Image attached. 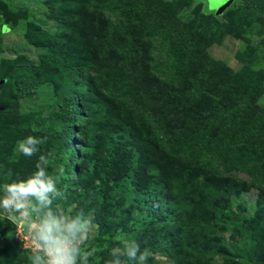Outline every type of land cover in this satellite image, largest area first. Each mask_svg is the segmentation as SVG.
I'll return each instance as SVG.
<instances>
[{
  "label": "trees",
  "instance_id": "obj_1",
  "mask_svg": "<svg viewBox=\"0 0 264 264\" xmlns=\"http://www.w3.org/2000/svg\"><path fill=\"white\" fill-rule=\"evenodd\" d=\"M146 1L133 0L120 8L127 18L122 39L93 16L87 0L47 1L51 6L72 8L62 16L59 40L47 54L52 66L41 73L56 81L55 106L44 119L45 125L55 127V133L41 146H57L62 154L63 175L57 186L60 190L69 187L74 196L71 202L81 201L75 207L77 214L88 218L94 212L101 231L123 232L114 240L115 247H122L123 239L135 240L141 251H168L175 264H213L219 255L230 257L223 252V243L216 242L217 229L233 235L240 230L252 241L253 254L248 258L264 264V130L261 121L250 118L254 99L246 97L237 106L222 89L199 96L203 93L200 84L190 96L186 90L195 72L190 64L196 55V29L157 30L156 22L145 18L153 15ZM176 1L185 7L199 5L191 22L195 28L202 17L221 19L233 9L240 19L248 14L264 16V2L256 0H235L221 15L206 13L196 0ZM136 19L146 20L142 32L135 29ZM3 27L0 23V32ZM156 33L167 37L177 87L151 76L150 52L140 36ZM206 58V67L215 68L216 62ZM22 64L17 63L14 74L5 76L7 82L14 75L24 80L14 82L20 96L33 91L28 83L35 76ZM243 75L247 87L261 82L258 70L249 69ZM81 108L87 109L83 123L78 122ZM11 109L7 106L0 112ZM214 127L221 128L216 135L209 132ZM77 134L84 137L79 142ZM76 141L83 147L80 153H76ZM78 154L84 155L81 163ZM214 154L226 170L248 172L256 179L259 194L253 215H238L232 202V197L252 189L250 183L200 167L203 156ZM77 172L79 186L72 188L71 175ZM98 177L105 182L101 196L95 187ZM136 209L140 214H135ZM15 228V222L0 218V242L18 249L16 258L28 263L32 252L12 237ZM97 254L96 264L112 258L107 251ZM19 260L17 264H26ZM0 264H9L1 253ZM148 264H156L151 255Z\"/></svg>",
  "mask_w": 264,
  "mask_h": 264
},
{
  "label": "rangeland",
  "instance_id": "obj_2",
  "mask_svg": "<svg viewBox=\"0 0 264 264\" xmlns=\"http://www.w3.org/2000/svg\"><path fill=\"white\" fill-rule=\"evenodd\" d=\"M47 1L0 0V23L5 25L3 32H0V110L7 106L13 107L12 111L0 112V184L31 175L36 170V163L41 154L49 158L47 172L50 175L57 181L63 175L60 161L62 154L57 146L43 148L40 145L39 152L31 157L19 154L15 150L16 142L28 135L43 138L55 133V127L45 125L44 119L55 106L56 81H53L50 75L41 73L46 67L52 66L47 60V54L52 48L51 44L59 40L57 31L62 16L69 14L72 8L51 6ZM87 1L93 16L104 26L106 25L111 34L116 31V35H120L122 39L126 32L127 18L121 13L120 8L131 4L133 0ZM196 1L204 5L203 9L206 13L216 14L215 6L221 0ZM146 2L150 3L149 9L152 10L153 15H145V18L153 19L152 21L156 22L157 30L162 29V32H168L174 26L186 27L189 31L193 28L196 29L194 32L197 39V43H195L196 55L190 64L195 72L188 81L187 93L190 96L193 95L198 84L203 90V93L198 94L199 96L209 94L213 90L219 92L222 89L223 95L231 102H237L234 104L237 106L244 104L246 97H252L256 105L251 111L250 118L261 121L262 130H264V18H262L264 16L248 14L247 17L240 19L233 9L221 19H216L212 15L202 17L195 28L191 22L199 10V5L193 4L191 7H185L176 0H147ZM256 2L263 3L264 0H256ZM153 16L154 18H152ZM145 24V19H136L135 29L142 32ZM224 29L226 30L224 31ZM166 38L165 35L158 33L140 36L141 44L150 52L151 76L160 79L163 83L177 87L179 82L174 73L173 59ZM206 56L216 62L215 68L206 67ZM19 62H23V67L35 72L32 82L28 83L33 86V91L25 93L24 96H20L14 86L15 80H24L15 78V75L12 76L13 80L10 82L5 79L8 74H14V66ZM249 69L258 70L260 84L245 86L244 82L247 79L243 74ZM80 112L78 122L82 120L83 123L86 119L87 109L81 108ZM41 119H43V123H40ZM192 119L194 120L193 117ZM203 122L206 124L207 121ZM220 131V127L209 130L212 135H216ZM159 132L161 133V130ZM77 137L79 138L78 142L84 138L81 134H77ZM78 142L76 141L74 144L76 153H80L83 148ZM78 156V162L81 163L84 160V155L78 154ZM203 158L205 160L199 165L205 172L210 171L212 174L215 173L223 177L244 180L252 185L249 192L243 193L240 197H232V202L233 210L238 215L242 217L253 215L259 194L257 181L253 175L234 169L226 170L217 154L203 156ZM71 179V187L78 188V172L71 175ZM104 185V179L98 177L95 181L97 196L102 195L101 187ZM58 189L60 188L58 187ZM60 191L63 195L54 200L53 207L64 213L76 215L75 207L80 205L81 201H70L73 194L70 193L69 187ZM81 191L83 192L84 189ZM134 212L140 214L138 209ZM7 215L0 209V218L5 219ZM94 216L93 212L87 218L90 228L85 247L94 253L90 258L94 257L93 261L96 264L100 258L97 252L101 250L110 254V250L116 248L114 240L121 238L123 232L116 229L101 231V223H97ZM15 224L16 228L12 231V237L19 241L23 239V247L32 252L34 241L21 225ZM238 231L239 233L233 235L231 232L217 229L216 242L223 243L222 250L229 252L230 257L219 255L213 260V264H259L248 258L253 254L251 253L253 251L252 241L240 230ZM25 237L30 239L27 241L28 238ZM245 249L246 251L243 253ZM18 251L13 246L0 242V253L5 263L17 264L19 259L16 258V253L18 254ZM151 256L156 264H175L173 257L166 250L152 252ZM23 262L30 264V261Z\"/></svg>",
  "mask_w": 264,
  "mask_h": 264
},
{
  "label": "clouds",
  "instance_id": "obj_3",
  "mask_svg": "<svg viewBox=\"0 0 264 264\" xmlns=\"http://www.w3.org/2000/svg\"><path fill=\"white\" fill-rule=\"evenodd\" d=\"M46 139L28 135L16 142L15 150L31 157ZM49 163L41 154L31 175L0 184V209L34 241L30 264H90L94 253L85 247L89 221L83 214L70 215L53 207L63 193L57 179L47 172ZM110 255L106 264H148L151 254L141 251L135 240L123 239L122 247L111 249Z\"/></svg>",
  "mask_w": 264,
  "mask_h": 264
},
{
  "label": "water",
  "instance_id": "obj_4",
  "mask_svg": "<svg viewBox=\"0 0 264 264\" xmlns=\"http://www.w3.org/2000/svg\"><path fill=\"white\" fill-rule=\"evenodd\" d=\"M235 0H221L219 1L216 6V14L221 15L223 14L234 2Z\"/></svg>",
  "mask_w": 264,
  "mask_h": 264
},
{
  "label": "built area",
  "instance_id": "obj_5",
  "mask_svg": "<svg viewBox=\"0 0 264 264\" xmlns=\"http://www.w3.org/2000/svg\"><path fill=\"white\" fill-rule=\"evenodd\" d=\"M25 238H28L27 241L30 239L29 237H25ZM22 241H24V240L22 239Z\"/></svg>",
  "mask_w": 264,
  "mask_h": 264
}]
</instances>
